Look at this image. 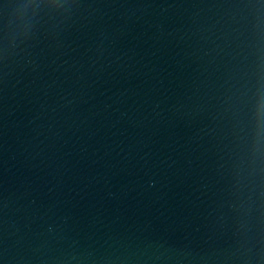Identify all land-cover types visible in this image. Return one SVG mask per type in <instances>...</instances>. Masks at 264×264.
<instances>
[{"label":"water","instance_id":"obj_1","mask_svg":"<svg viewBox=\"0 0 264 264\" xmlns=\"http://www.w3.org/2000/svg\"><path fill=\"white\" fill-rule=\"evenodd\" d=\"M0 264H264V42L0 122Z\"/></svg>","mask_w":264,"mask_h":264}]
</instances>
